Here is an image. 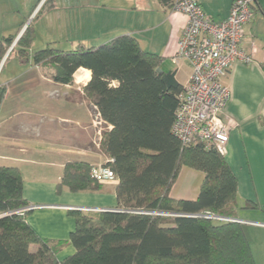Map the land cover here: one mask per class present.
<instances>
[{"label":"trees","instance_id":"16d2710c","mask_svg":"<svg viewBox=\"0 0 264 264\" xmlns=\"http://www.w3.org/2000/svg\"><path fill=\"white\" fill-rule=\"evenodd\" d=\"M159 1L172 6L174 0ZM29 31L10 52L24 61L29 60ZM12 41H0V57ZM33 61L51 67L53 79L63 85H72L81 68L91 72L84 91L112 126L99 146L109 159L105 166L117 176L118 211L74 212L76 228L69 240L43 239L27 223L28 213H15L28 206L21 171L0 167V264H256L248 225L205 217L237 220L238 181L216 150L202 143L184 147L174 135L184 86L174 72L159 71L160 57L121 36L69 52L47 47ZM5 93L0 87V107ZM183 168L205 176L195 200L171 197ZM92 169L84 162L66 164L59 188L102 191L105 183L92 177ZM70 245L75 253L59 260Z\"/></svg>","mask_w":264,"mask_h":264},{"label":"crops","instance_id":"0c3cea01","mask_svg":"<svg viewBox=\"0 0 264 264\" xmlns=\"http://www.w3.org/2000/svg\"><path fill=\"white\" fill-rule=\"evenodd\" d=\"M36 1L0 0V41L11 38L10 47H16L27 21L44 0H38L32 10ZM198 2L208 17L222 22L229 17L234 0ZM90 4L94 13L105 11L102 18H95L94 29L102 34L101 45L121 36L136 39L140 47V41H146L147 49H141L160 57L159 71L174 72L178 83L187 84L192 74L189 63L184 60L176 66L172 62L188 22L184 14L159 0H92ZM109 9L127 17L131 12L147 14L138 19L140 27L130 29L128 20L124 22L121 16L107 14ZM253 10L255 16L245 28L241 47L253 55L254 62L233 63L224 79L231 91L224 120L234 124L224 158L238 181L237 220L264 229V0H257ZM10 49L0 57V87L6 89L0 107V167L21 171L23 198L28 206L35 207L27 214V223L35 232L46 240L67 241L76 228L74 212L118 209L117 182L105 183L99 192H72L66 186L59 188L66 164L77 161L95 167L109 161L99 145L102 133L111 130L112 126L98 116L97 107L86 97L84 88L91 80L89 70L79 69L74 75V83L64 85L72 91L65 99L57 91L63 84L44 73L42 65L31 63L29 67L30 58L24 61L14 52L10 53ZM190 170L184 189L176 193L182 179L181 171L171 191L172 198L197 199L205 176ZM247 204L257 208L245 209ZM74 253L75 249L70 245L58 254V258L62 261Z\"/></svg>","mask_w":264,"mask_h":264},{"label":"built area","instance_id":"2783aa9c","mask_svg":"<svg viewBox=\"0 0 264 264\" xmlns=\"http://www.w3.org/2000/svg\"><path fill=\"white\" fill-rule=\"evenodd\" d=\"M256 3L257 0H234L229 17L215 22L204 13L198 0L173 1V10L184 14L188 22L172 62L178 66L186 60L192 70L179 96L180 105L172 127L184 147L202 143L222 157L227 155L234 124L224 120L225 109L231 100V91L224 79L233 63L254 62L253 55L247 54L241 46L245 28L255 16ZM92 177L101 183L117 182L116 174L105 164L93 167ZM34 208L27 206L15 213L25 216ZM205 217L240 222L209 214Z\"/></svg>","mask_w":264,"mask_h":264},{"label":"rangeland","instance_id":"374dc122","mask_svg":"<svg viewBox=\"0 0 264 264\" xmlns=\"http://www.w3.org/2000/svg\"><path fill=\"white\" fill-rule=\"evenodd\" d=\"M37 1L33 4L32 10L35 8ZM90 3H92V0H44L40 4L38 11L27 21L26 26V29L29 28L30 30L27 38L31 39L30 46L27 49L30 58V62L27 63L29 67H31V63H34V54L47 47L69 52L77 50L80 45L85 48H93L102 44L100 39L102 34H99V30L94 28H96L95 18H102L105 11L96 10L94 13ZM107 14L121 16L124 22L128 20L130 29H136L140 27L138 19L147 13L136 14L131 12L127 17L121 12L109 9ZM140 44L142 49H147L148 44L146 41H140ZM167 65L174 69L171 63ZM43 72L52 74L53 70L49 66H44ZM57 91L61 92L65 99L67 93H72L64 85L62 88L58 87ZM190 171L188 168L182 170V179L178 182L176 193L184 189V181ZM248 234L255 263L264 264V229L248 226Z\"/></svg>","mask_w":264,"mask_h":264},{"label":"water","instance_id":"95a60500","mask_svg":"<svg viewBox=\"0 0 264 264\" xmlns=\"http://www.w3.org/2000/svg\"><path fill=\"white\" fill-rule=\"evenodd\" d=\"M109 211H114V212H116V211H118V210H109Z\"/></svg>","mask_w":264,"mask_h":264},{"label":"bare ground","instance_id":"6f19581e","mask_svg":"<svg viewBox=\"0 0 264 264\" xmlns=\"http://www.w3.org/2000/svg\"><path fill=\"white\" fill-rule=\"evenodd\" d=\"M90 75H88V78H89ZM87 78V77H86Z\"/></svg>","mask_w":264,"mask_h":264}]
</instances>
